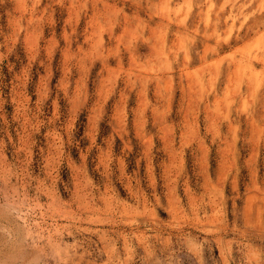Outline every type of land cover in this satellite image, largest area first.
<instances>
[{
  "label": "rangeland",
  "instance_id": "1",
  "mask_svg": "<svg viewBox=\"0 0 264 264\" xmlns=\"http://www.w3.org/2000/svg\"><path fill=\"white\" fill-rule=\"evenodd\" d=\"M0 264H264V0H0Z\"/></svg>",
  "mask_w": 264,
  "mask_h": 264
}]
</instances>
